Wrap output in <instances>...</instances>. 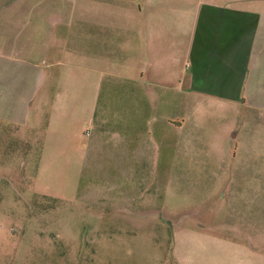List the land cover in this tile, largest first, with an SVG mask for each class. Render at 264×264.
Instances as JSON below:
<instances>
[{"label":"rangeland","instance_id":"rangeland-1","mask_svg":"<svg viewBox=\"0 0 264 264\" xmlns=\"http://www.w3.org/2000/svg\"><path fill=\"white\" fill-rule=\"evenodd\" d=\"M103 84L95 117L83 88L48 133L46 113L0 120V264H264V116L136 87L116 64ZM146 96L181 118L167 143ZM136 127L150 150L160 132L141 185L122 144Z\"/></svg>","mask_w":264,"mask_h":264},{"label":"crops","instance_id":"crops-1","mask_svg":"<svg viewBox=\"0 0 264 264\" xmlns=\"http://www.w3.org/2000/svg\"><path fill=\"white\" fill-rule=\"evenodd\" d=\"M113 64L136 87L177 82L201 104L264 116V0H0V120L23 126L46 113L48 133L52 110L83 88L93 89L95 117V90ZM156 106L167 143L181 118ZM139 128L122 144L141 185L153 147Z\"/></svg>","mask_w":264,"mask_h":264}]
</instances>
